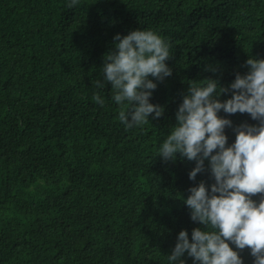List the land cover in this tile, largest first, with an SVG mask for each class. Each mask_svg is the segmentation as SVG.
<instances>
[{
  "label": "trees",
  "instance_id": "1",
  "mask_svg": "<svg viewBox=\"0 0 264 264\" xmlns=\"http://www.w3.org/2000/svg\"><path fill=\"white\" fill-rule=\"evenodd\" d=\"M70 3L0 0V264H170L181 230L190 242L194 228L206 230L190 219L188 189L214 178L205 160L190 180L195 161L165 162L159 148L189 85L228 87L248 58L264 59V0ZM136 29L169 44L172 74L153 81L150 103L163 115L126 130L111 84L93 81L104 83L113 37ZM218 116L258 124L247 113ZM225 135L231 145L232 128ZM229 245L253 264L250 249Z\"/></svg>",
  "mask_w": 264,
  "mask_h": 264
},
{
  "label": "clouds",
  "instance_id": "2",
  "mask_svg": "<svg viewBox=\"0 0 264 264\" xmlns=\"http://www.w3.org/2000/svg\"><path fill=\"white\" fill-rule=\"evenodd\" d=\"M79 0H71L69 8ZM114 50L104 54L103 81L93 85L103 89L111 84L112 99L122 105L119 120L126 130L150 123L163 115V106L150 103L157 82L171 76L166 64L171 59L169 44L152 30L136 29L127 35L113 37ZM248 72L235 74L228 87L218 80L205 79L206 86L189 85L187 94L176 112V125L159 148L163 161H175L177 154L195 161L189 179L208 171L214 183L206 188L201 181L188 189L183 201L190 209V219L206 227L194 228L191 242L188 232L181 230L168 260L170 264H184L185 253L194 264H243L236 249H250L253 264H264V59L248 58ZM151 77L152 79H149ZM231 91V98L221 102L218 97ZM93 100L104 105L98 94ZM247 113L258 124L241 123L218 116ZM232 128L235 140L228 145L225 128ZM260 194L257 203L253 196Z\"/></svg>",
  "mask_w": 264,
  "mask_h": 264
}]
</instances>
